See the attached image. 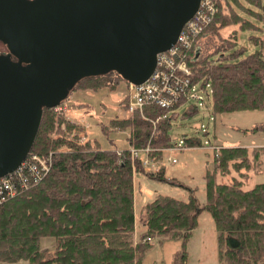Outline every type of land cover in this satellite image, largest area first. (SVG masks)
Returning <instances> with one entry per match:
<instances>
[{"label":"trees","instance_id":"obj_1","mask_svg":"<svg viewBox=\"0 0 264 264\" xmlns=\"http://www.w3.org/2000/svg\"><path fill=\"white\" fill-rule=\"evenodd\" d=\"M214 1L217 10L198 36L212 31L218 36L216 44L204 56L201 49L199 54L193 48L188 51L195 80L211 82L214 116L263 110L264 0ZM230 25L237 26L225 36L222 30ZM247 31L255 44L251 52L239 42ZM198 44L201 47L200 41ZM0 49H6L1 41ZM120 80L128 82L111 70L80 79L73 90L113 88ZM121 104L126 107L125 100ZM53 110L43 108L28 154L50 159L48 171L36 184L19 189L0 203V262L142 264L152 239L178 238L183 250L174 264H189L186 244L205 209L218 231L221 264H264V183L244 188L262 149L220 145L214 166L206 174L207 203L203 207L194 195L181 200L158 194L142 207L143 215L136 223L134 175L144 173L169 183L175 179L165 176L164 166L146 171L139 154L134 158L130 148L149 145L148 156L161 159L163 151L175 145L170 130L177 110L146 105L145 117L134 112L113 118L112 128L129 130L128 147L114 150L103 149L96 140L82 138L78 132L71 133L80 128L75 123L67 122V129H61ZM198 112L199 106L194 104L181 116ZM183 140L187 147L204 145L198 135L185 134ZM219 174L232 176V181L219 182ZM42 237L54 239L52 249L40 247Z\"/></svg>","mask_w":264,"mask_h":264},{"label":"water","instance_id":"obj_2","mask_svg":"<svg viewBox=\"0 0 264 264\" xmlns=\"http://www.w3.org/2000/svg\"><path fill=\"white\" fill-rule=\"evenodd\" d=\"M201 0H0V177L30 153L43 108L82 78L144 81Z\"/></svg>","mask_w":264,"mask_h":264},{"label":"rangeland","instance_id":"obj_3","mask_svg":"<svg viewBox=\"0 0 264 264\" xmlns=\"http://www.w3.org/2000/svg\"><path fill=\"white\" fill-rule=\"evenodd\" d=\"M236 26L225 27L222 30L223 34L230 36ZM250 32H243L239 39L240 43L248 45V52L255 49V44L248 37ZM198 37H200L198 41L201 43L202 56L218 40V36L212 31ZM208 93L210 99L207 98L206 103L200 104L199 112L193 116L183 117L181 113L191 110L196 103L194 100H188L179 107V112L173 120L170 130L172 142L177 145L179 139H183L186 134L202 136L204 142L211 141L212 144H215L214 147H220L223 144L225 146L231 145L230 147L237 145L234 147L249 146L251 149H262L261 157L250 171V177L245 181L244 188L251 189L258 183H264V109L237 110V112L214 116L212 113L213 93L211 86L208 87ZM128 94L129 87L124 80H120L113 88L107 85L98 89H72L67 98L62 101V107L64 106L65 110L62 109L61 112H58L54 109L53 113L61 129H67V122L75 123L80 128L78 130L73 128L71 133L78 132L82 138L96 140L103 149H124L128 147L129 130L112 128L110 121L113 118H123L131 114L127 105ZM122 100H125L126 107L122 106ZM202 125L208 128L207 135L203 133ZM147 148L149 151L146 152ZM150 148L148 145L142 149H130L131 151H138L146 171H157L159 167L164 166L165 176L174 178L175 183L156 180L144 173L134 175L136 223H139L143 215L142 207L158 194L181 200H188L191 195H194L203 207L207 203L206 174L214 166L215 149L209 146H184L180 149L169 147L163 151L162 158L155 161L148 156ZM232 175L239 178L236 172H233ZM217 179L219 182L228 183L232 181V176L219 174ZM151 242L152 245L146 250L142 264H174L181 250H183V242L178 238H165L163 240L154 238ZM53 245L54 239L52 237H42L40 240L42 249H52ZM186 250L189 264H221L218 231L208 210H202L199 215L198 224L187 241ZM0 264H24V261L0 262Z\"/></svg>","mask_w":264,"mask_h":264},{"label":"built area","instance_id":"obj_4","mask_svg":"<svg viewBox=\"0 0 264 264\" xmlns=\"http://www.w3.org/2000/svg\"><path fill=\"white\" fill-rule=\"evenodd\" d=\"M216 10L214 0H201L199 9L181 28L175 43L157 53L156 65L151 74L142 82H127L129 87L127 105L131 114L138 110L144 116L143 108L146 105H157L179 112V107L188 100L192 99L196 102L194 104L200 106L206 103L207 98L210 99L208 87L211 86L212 91V84L210 81L195 80L194 70L188 62V51L193 48L196 54H199L201 47L197 36L210 22ZM176 103L178 105L174 107ZM53 109L61 112L65 107H62L60 102L53 106ZM202 131L207 134L209 132L205 125H202ZM213 145L211 141H205L203 147L219 149ZM184 146V140L179 139L178 144L171 148L180 149ZM131 152L133 156L138 155L136 150ZM49 165L50 159L33 154L27 155L15 170L0 177V203L14 196L19 189L36 184L48 171Z\"/></svg>","mask_w":264,"mask_h":264},{"label":"crops","instance_id":"obj_5","mask_svg":"<svg viewBox=\"0 0 264 264\" xmlns=\"http://www.w3.org/2000/svg\"><path fill=\"white\" fill-rule=\"evenodd\" d=\"M223 145V144H222ZM250 145H252V144H250ZM223 146H225V145H223ZM228 146H231V145H228ZM233 146H237V145H233ZM245 147H249V146H245ZM250 149H251V147H249Z\"/></svg>","mask_w":264,"mask_h":264}]
</instances>
